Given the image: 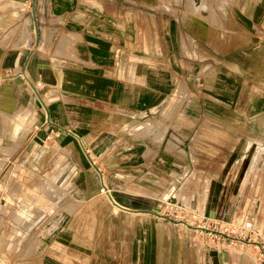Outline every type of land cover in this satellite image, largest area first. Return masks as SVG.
<instances>
[{
    "label": "crops",
    "instance_id": "0c3cea01",
    "mask_svg": "<svg viewBox=\"0 0 264 264\" xmlns=\"http://www.w3.org/2000/svg\"><path fill=\"white\" fill-rule=\"evenodd\" d=\"M6 1L0 0V178L5 182L15 177L26 185L47 175L57 183L83 181L72 171L86 163L84 147L102 157L116 147L118 140L125 143L137 121L153 116L177 93L183 81L193 80L196 65L202 68L209 85L217 82L226 91L233 86L236 99L249 94L251 110L256 114L264 111V104H258L264 100V92L261 97L259 94L258 78L238 77L227 82L225 77L227 50L240 52L236 59H241L243 49L250 48L254 68L253 52L259 51L262 45L258 38L264 36V0L220 2L234 6L235 12L219 10L216 20L222 21L225 28L219 25L218 29L206 24L209 14L188 21L186 26L178 17H165L151 7L160 0H90L89 4L84 0H59L57 9L61 13L52 15L53 21L46 20L44 0ZM203 2L210 11L208 0H189L193 8ZM29 4L38 10L37 28L35 17L29 18L20 9L16 11L22 13L21 18L9 21L12 11L8 8ZM22 21L31 41L35 29L38 31L37 45L4 44L5 28ZM85 21L93 26L85 27ZM63 37L73 41L64 51L59 44ZM242 66L240 61L236 68ZM217 72L216 80L210 77ZM243 85L250 88L243 91ZM258 128L252 130L251 139L238 138L235 146L247 149L243 156L234 152L225 159L209 161L202 157L194 162L201 166L196 169L193 192L199 211L208 210L211 218L228 221L245 217L264 172V131ZM166 135L168 138L169 133ZM169 162L174 165V161ZM213 164L216 166H205ZM54 182L43 179L36 188L62 193ZM70 193L78 196L77 190ZM188 196L191 204L193 197ZM112 204L116 210L139 213ZM19 215L25 217V212ZM4 219L0 218V224L8 231L11 225ZM138 222L134 227L142 236L130 237L134 227L121 221L116 224L122 223L120 229L126 230L127 236L117 237L115 234L120 232H111L110 237H86L93 240L86 244L81 223L65 217L51 222L45 228L48 232H42V240H28L25 251L20 252V242L11 243L8 258L12 264H171L172 258H163L158 238L153 243L154 253H147L152 243L145 236L146 225ZM13 232L12 236L29 234L18 229ZM0 241L2 254L9 241L5 237ZM214 261L220 264L219 254ZM186 264H190L188 259Z\"/></svg>",
    "mask_w": 264,
    "mask_h": 264
},
{
    "label": "rangeland",
    "instance_id": "374dc122",
    "mask_svg": "<svg viewBox=\"0 0 264 264\" xmlns=\"http://www.w3.org/2000/svg\"><path fill=\"white\" fill-rule=\"evenodd\" d=\"M223 1L208 0L211 4L207 17L210 18L206 24L214 29H218L219 25L225 28L222 21L216 20L219 10L226 12L227 8L235 12L234 6L220 4ZM44 2L47 21L52 15L61 13L57 9L59 0ZM89 2L90 0H84V3ZM30 4L8 8L12 11L9 21L21 18L22 13L16 11L20 9L22 12L25 11L29 18L35 17L37 28V21L40 20L38 10ZM204 6L205 2L200 7ZM151 7L161 11L165 17H178L184 26L190 20L198 21L200 15L205 14V12L201 14L197 5L198 11H195L189 0H160V4ZM50 19L53 21V18ZM229 24L227 21V28ZM32 25L33 21L31 28ZM84 25L91 28L93 23L85 21ZM28 35L27 25L22 21L13 27L5 28L3 43L11 46L37 45L38 31L35 29L33 41ZM16 38H19V41ZM258 39L262 46L259 51L253 52L255 59L253 69L250 48L243 49L241 59H236L240 52L227 50L225 77L227 82H233L238 77L247 80L251 77L258 78L261 97L264 92V36ZM227 40L229 41V37ZM59 44L63 48L60 50L64 51L66 47L73 45V41L69 37H63ZM240 61L243 66L238 69L236 65ZM193 76V80H189L188 83L183 81L177 93L173 94L153 116L137 121L135 127L133 126L126 135L125 143L118 140L116 147L111 148L102 157L96 156L90 147H84L86 163L72 171L78 174L77 178L82 176L83 181L57 183L50 180L47 175L37 177L26 185L20 184L15 177L5 182L3 188L0 187V197L3 200V205L0 204V218H6L11 226H7L9 230L6 231L0 224V237H5L9 241L8 246L1 251L0 264H12L8 258L11 243L20 242V252L25 251L33 237L38 241L42 240V232L49 230L45 228L50 226L51 222L65 217H71L81 223L82 241L86 244L93 242L86 237L90 239L110 237L111 232H120L115 234L117 237L127 236L124 234L126 230L120 229L122 223H116L127 221L134 227L138 226L137 223L140 221L146 225L145 236L152 243L148 246L147 253H154L153 243L158 238L163 258H172V261H169L171 264H186L187 259L190 264H218L214 261L218 259V254L220 264H224V259L226 264H264V172L260 174L258 190L253 194L251 206L245 217L239 220L211 218L208 210L206 212L198 210V199L193 194L196 169L201 168L195 166L194 162L202 157L209 161L225 159L234 152L243 156L247 149L235 146L238 138L251 139L252 130L256 131V127H259L260 132L264 131V111L256 114L251 110L252 101L249 94L245 93L242 99H236L233 86L232 89L228 87L226 91L217 82L209 85L210 81L205 79L206 76L198 65ZM210 77L216 80L218 72L216 76ZM245 88L249 89L250 86L243 85V91ZM220 97L223 99H219ZM258 104L262 107L264 100H259ZM166 133H169L168 138ZM222 144L225 146L222 147ZM169 160L174 161V165L170 164ZM205 166L214 167L216 164ZM43 179L54 182L62 193L58 195L46 188L37 189V185L43 184ZM105 187L108 191L103 193L101 190ZM73 190H77V197L70 193ZM79 190L81 192H78ZM110 193L114 195L117 204L139 213L116 210L108 197ZM188 194L193 197L191 204L188 203L190 200ZM5 201L8 204L6 208ZM59 201L60 204L52 207ZM155 208L159 209L162 217L154 213ZM20 211L25 212V217L19 215ZM12 229L29 234H24L26 237L23 234L12 236L15 234ZM128 235L142 236L135 227ZM20 237H23L22 241Z\"/></svg>",
    "mask_w": 264,
    "mask_h": 264
},
{
    "label": "bare ground",
    "instance_id": "6f19581e",
    "mask_svg": "<svg viewBox=\"0 0 264 264\" xmlns=\"http://www.w3.org/2000/svg\"><path fill=\"white\" fill-rule=\"evenodd\" d=\"M199 7H200V6H199ZM206 8H207V5H206V4H205V6H204L203 8L200 7V10H201L200 12H201V14H202V13L204 14V12H205V14L207 13V9H208V8H207V9H206ZM194 10H195V11H198V7L195 6ZM205 10H206V11H205ZM207 14H208V13H207ZM101 191H102L103 193H105L106 191H108V189H107V187H105V189L102 188ZM111 197H112V196L109 195V198H110V200L112 201ZM112 202H113V201H112ZM113 203H114V202H113ZM114 204H115V203H114ZM115 205H116V204H115Z\"/></svg>",
    "mask_w": 264,
    "mask_h": 264
},
{
    "label": "water",
    "instance_id": "95a60500",
    "mask_svg": "<svg viewBox=\"0 0 264 264\" xmlns=\"http://www.w3.org/2000/svg\"><path fill=\"white\" fill-rule=\"evenodd\" d=\"M111 199H112V201H113V198L111 197ZM114 202V201H113ZM115 203V202H114ZM116 204V203H115ZM117 205V204H116ZM154 213H156V215L157 216H159V217H162V215L159 213V209L158 208H155L154 209ZM171 222H173V223H176V221H174V220H171V219H169ZM202 229V228H201ZM202 230H205V231H208V229H202Z\"/></svg>",
    "mask_w": 264,
    "mask_h": 264
},
{
    "label": "built area",
    "instance_id": "2783aa9c",
    "mask_svg": "<svg viewBox=\"0 0 264 264\" xmlns=\"http://www.w3.org/2000/svg\"><path fill=\"white\" fill-rule=\"evenodd\" d=\"M4 185H5V181H3L2 178H0V187L3 188L2 186H4ZM0 196H1V192H0ZM2 201L3 200H1V197H0V204L1 205H3ZM0 248H1V241H0Z\"/></svg>",
    "mask_w": 264,
    "mask_h": 264
}]
</instances>
